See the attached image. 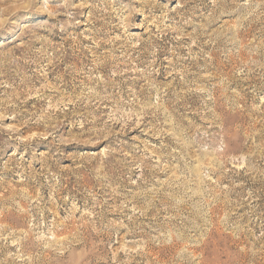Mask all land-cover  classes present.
<instances>
[{
	"label": "rangeland",
	"instance_id": "374dc122",
	"mask_svg": "<svg viewBox=\"0 0 264 264\" xmlns=\"http://www.w3.org/2000/svg\"><path fill=\"white\" fill-rule=\"evenodd\" d=\"M0 264H264V0H0Z\"/></svg>",
	"mask_w": 264,
	"mask_h": 264
}]
</instances>
